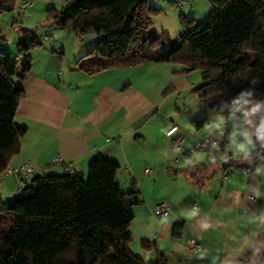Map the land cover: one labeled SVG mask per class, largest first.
Listing matches in <instances>:
<instances>
[{
    "label": "crops",
    "instance_id": "1",
    "mask_svg": "<svg viewBox=\"0 0 264 264\" xmlns=\"http://www.w3.org/2000/svg\"><path fill=\"white\" fill-rule=\"evenodd\" d=\"M43 44L31 51L32 70L22 81L25 96L15 121L24 135L8 168L28 163L43 167L61 156L88 177L97 156L116 160L120 189L139 193L129 245L145 264L162 256L167 264H264V167L227 168V162L253 153V135L264 128L262 102H245L238 118L224 117L220 129L209 123L197 129L193 123L212 112L194 92L202 75L185 71L182 63L115 65L95 72L80 67L90 51L83 43L71 54L65 47ZM183 94L188 97L181 99ZM190 98L193 108L188 107ZM173 125L187 134L185 148L226 129L228 151L215 161L198 156L190 165H178V153L165 135ZM50 174L68 172L55 165ZM20 190L18 177L1 179L0 212ZM160 202L172 207L161 219L154 215ZM178 222L183 227L175 235ZM188 239L202 244L201 253L190 251ZM144 242L151 247L146 249Z\"/></svg>",
    "mask_w": 264,
    "mask_h": 264
},
{
    "label": "trees",
    "instance_id": "2",
    "mask_svg": "<svg viewBox=\"0 0 264 264\" xmlns=\"http://www.w3.org/2000/svg\"><path fill=\"white\" fill-rule=\"evenodd\" d=\"M210 1L214 9L210 17L183 20L175 48L166 37H147L150 17L157 13L148 7L149 0H67V7L51 16L82 39L98 36L80 67L97 72L115 65L182 63L189 73L201 72L202 85L194 92L206 108L238 118L245 102L264 104V0ZM15 8L14 0H0L1 13ZM21 31L18 55L4 46L0 52V176L24 135L15 121L25 96L22 81L32 70L31 51L43 44L35 32ZM248 51L254 58L246 56ZM207 124L204 116L193 126L203 129ZM253 149L252 154L227 162V168L248 170L264 162V128L253 135ZM119 170L116 160L97 156L88 177L77 172L43 175L21 188L0 213V264H145L129 245L139 193L120 189ZM182 227L183 222L176 223L174 234ZM153 264L167 261L162 256Z\"/></svg>",
    "mask_w": 264,
    "mask_h": 264
},
{
    "label": "rangeland",
    "instance_id": "3",
    "mask_svg": "<svg viewBox=\"0 0 264 264\" xmlns=\"http://www.w3.org/2000/svg\"><path fill=\"white\" fill-rule=\"evenodd\" d=\"M23 2L35 4V7L30 9L26 16L21 15L19 10ZM14 4L16 5L14 11L0 16L2 32L0 36V52L2 51L1 47L4 46L8 53L18 55L20 32L24 28L35 32L39 37L41 35L51 37L50 43H44L42 48H50L52 46L54 49H63L65 47L68 54H71L82 43L84 47L92 50L99 42L96 34H88L80 41V37L71 33L68 29L61 28L54 21L51 15L55 12L60 13L61 10L66 8L68 5L67 0H14ZM148 7L157 10V13H153L150 17L151 27L147 31V37L152 40L157 37L161 39L166 37L172 48L179 45L180 35L183 32V20L194 19L197 22H201L214 12L210 0H175L173 2L169 0H149ZM246 56L252 59L255 55L248 51ZM19 57L24 58L22 55ZM191 74L199 77L202 75L200 71H193ZM187 97V94H183L181 99H186ZM187 101H189L188 107L192 105L193 108V100L190 98ZM209 111L212 112L211 117L208 116L210 125H213L215 129L225 126L224 121L227 116L219 115L213 109H209ZM185 114L187 113L182 111V118H184ZM202 116L205 115L200 117ZM222 121L223 125H221Z\"/></svg>",
    "mask_w": 264,
    "mask_h": 264
},
{
    "label": "built area",
    "instance_id": "4",
    "mask_svg": "<svg viewBox=\"0 0 264 264\" xmlns=\"http://www.w3.org/2000/svg\"><path fill=\"white\" fill-rule=\"evenodd\" d=\"M175 1V0H169ZM35 7V4L30 2H23L19 8L21 15L26 16L28 11ZM5 13L0 12V16H3ZM41 42H49L50 38L47 36H40ZM58 54L61 53V50L57 49ZM166 138L170 141L171 148L178 153L175 163L178 165H190L192 164L198 156H204L210 160H217L219 156L227 153V148L229 145V137L226 129H221L209 133L204 139L196 142V144L185 148L188 141L187 134L182 133L180 127L173 125L166 132ZM55 165H62L65 167V170L69 173H75L76 170L73 167V163L67 161L64 157L57 156L51 161L50 164L44 165L43 167L34 166L32 163L19 165L14 168H7L4 171V174L0 176V181L6 176H15L19 179V185L21 188L27 187L35 178L43 177L46 175L48 170ZM264 167V162L262 163ZM147 173H153L152 170L147 169ZM224 179L228 176L223 175ZM254 200V197H251ZM1 213V212H0ZM172 213V207L165 203L160 202L156 204L154 209V215L156 218H165ZM188 248L191 252L198 254L203 250L201 243L195 241L194 239L187 240Z\"/></svg>",
    "mask_w": 264,
    "mask_h": 264
},
{
    "label": "water",
    "instance_id": "5",
    "mask_svg": "<svg viewBox=\"0 0 264 264\" xmlns=\"http://www.w3.org/2000/svg\"><path fill=\"white\" fill-rule=\"evenodd\" d=\"M220 104H221V100H220V101L218 100V101L215 102L214 105H215L216 107H218V106H220Z\"/></svg>",
    "mask_w": 264,
    "mask_h": 264
},
{
    "label": "clouds",
    "instance_id": "6",
    "mask_svg": "<svg viewBox=\"0 0 264 264\" xmlns=\"http://www.w3.org/2000/svg\"><path fill=\"white\" fill-rule=\"evenodd\" d=\"M241 150H243V146H241Z\"/></svg>",
    "mask_w": 264,
    "mask_h": 264
}]
</instances>
